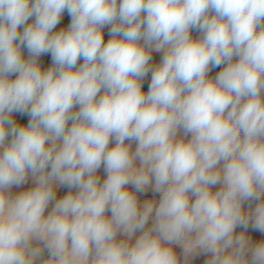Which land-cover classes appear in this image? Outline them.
Here are the masks:
<instances>
[{
	"label": "clouds",
	"instance_id": "1",
	"mask_svg": "<svg viewBox=\"0 0 264 264\" xmlns=\"http://www.w3.org/2000/svg\"><path fill=\"white\" fill-rule=\"evenodd\" d=\"M29 174L35 186L10 195ZM149 186L158 205L137 199ZM262 197L264 0H0V264L44 249L42 264H179L172 245L185 261L264 264V242L235 234L264 233Z\"/></svg>",
	"mask_w": 264,
	"mask_h": 264
},
{
	"label": "rangeland",
	"instance_id": "2",
	"mask_svg": "<svg viewBox=\"0 0 264 264\" xmlns=\"http://www.w3.org/2000/svg\"><path fill=\"white\" fill-rule=\"evenodd\" d=\"M108 28V29H107ZM110 28L111 25H107V27H105V29H107L106 32L110 33ZM199 33V37L202 35L201 32L199 30H193L191 31V34H196ZM197 37V38H199ZM107 42V41H105ZM163 57V53L162 52H156V53H152L151 54V60L150 62H161ZM236 58L234 57V60ZM152 67H155L157 65H153V63L151 64ZM225 65H221L219 67H212L210 72H209V78H214L216 75H218V73L223 69ZM77 67H79V65H77ZM151 71L143 78L142 80V90L147 92L150 82H151ZM103 92V90H102ZM102 94V93H101ZM78 108H75L74 111H77ZM15 120V119H14ZM30 120V116L27 113H24L22 117L17 118L16 122H18L19 124L22 125H26L28 123V121ZM71 123V122H70ZM183 135L182 130L178 133V138L179 136ZM11 137L9 136L8 140L6 141V143L10 142ZM186 139H190V134L186 137ZM115 141H111L109 147L114 146ZM125 143H130L131 144V150L135 151V147H136V142L135 141H125ZM136 166H139V161H135ZM223 164V162H221V165ZM97 175L100 177L101 182H103L104 179H106V172L104 170V167L101 166V168L97 171ZM35 186V181L33 180V178L31 177V174H29L28 179L26 180V182L20 186H13L11 189H9V193L12 196L18 195L20 192L22 191H26L32 187ZM128 189L130 191L135 192V189L133 186L128 185L127 186ZM220 188V185L217 184L215 186H213L212 191H216ZM69 191L75 192L77 191V189L72 188L69 189L67 187H62V186H56V198L59 199L61 198L63 195L67 194ZM137 199L138 201L143 204V202H145L146 200H154L157 205L158 202L160 200V194L156 193L153 191L152 186H149L145 192L143 193H136ZM194 200V197L192 198ZM262 199H264V197H262ZM55 201L50 202L48 208L45 211V215H47V213L49 211H51L52 207L54 206ZM259 203V201H245L243 204V208L245 211H248L249 208L251 207L252 209L255 208L256 204ZM107 216H110V212H106ZM152 219H154V213L152 215V217H150V220L148 222V224L146 225V227H151L152 225ZM244 233L248 239L251 241V244L254 246L257 243L260 242H264V233H261L260 231L253 229L251 227V222L250 225L247 229L243 228L242 226H237V228L235 229V234H240V233ZM141 233L137 232L135 233V235L132 238V241L130 243H134L135 239L139 237ZM117 239H125V237H123L121 234L117 235ZM37 242H33V245L36 246ZM41 247H43L41 245ZM173 251L176 253L177 258H178V262L179 264H206V262L210 259V254L208 253H204L201 251H197L196 253H194L193 255H190L187 257V261H185V256L183 253V249L181 245H172ZM48 252L46 249L43 250L42 255L37 258V260L35 261V264H42V262L44 260H47L48 258ZM248 258L250 259V253L248 254Z\"/></svg>",
	"mask_w": 264,
	"mask_h": 264
},
{
	"label": "crops",
	"instance_id": "3",
	"mask_svg": "<svg viewBox=\"0 0 264 264\" xmlns=\"http://www.w3.org/2000/svg\"><path fill=\"white\" fill-rule=\"evenodd\" d=\"M34 19H35L34 17H30L29 20L27 21V24L33 23ZM70 22H71V17L68 14L67 10H65V12L61 16L60 22L57 24L56 28L53 29V31L56 32V31H59L61 29H67V27L70 25ZM23 27H24V25H22L18 31L22 32ZM105 27H107V26H105ZM107 29H105V28L103 29L105 41H107L108 39L111 38L110 33L106 32ZM193 30H197V29L194 28L191 31H193ZM191 35L193 38L199 37V33H197V32H196V34H191ZM21 51H22L24 58L27 59L29 56V52H28L27 48L25 46H21ZM152 53H156V52L154 51ZM38 63L41 65L42 70H46L47 68H49L52 65L51 53L49 52V53L42 54L38 59ZM82 63H83V59L81 58L80 60H78L77 65H80ZM152 63H153V65H158L160 62H152L151 61L150 65ZM10 78L15 79V75H12ZM145 93H147V92H145ZM22 116H23V114H21V113H13V119H15V121L17 120V118H20Z\"/></svg>",
	"mask_w": 264,
	"mask_h": 264
}]
</instances>
